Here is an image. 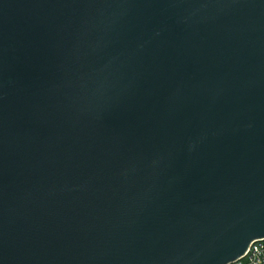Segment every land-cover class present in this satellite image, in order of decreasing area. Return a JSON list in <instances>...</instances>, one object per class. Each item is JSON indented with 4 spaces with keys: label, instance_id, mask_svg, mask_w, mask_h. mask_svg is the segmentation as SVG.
Masks as SVG:
<instances>
[{
    "label": "water",
    "instance_id": "1",
    "mask_svg": "<svg viewBox=\"0 0 264 264\" xmlns=\"http://www.w3.org/2000/svg\"><path fill=\"white\" fill-rule=\"evenodd\" d=\"M264 238V0H0V264H226Z\"/></svg>",
    "mask_w": 264,
    "mask_h": 264
},
{
    "label": "built area",
    "instance_id": "2",
    "mask_svg": "<svg viewBox=\"0 0 264 264\" xmlns=\"http://www.w3.org/2000/svg\"><path fill=\"white\" fill-rule=\"evenodd\" d=\"M226 264H264V238L254 239L239 259Z\"/></svg>",
    "mask_w": 264,
    "mask_h": 264
}]
</instances>
